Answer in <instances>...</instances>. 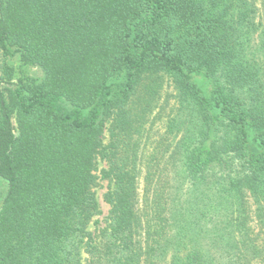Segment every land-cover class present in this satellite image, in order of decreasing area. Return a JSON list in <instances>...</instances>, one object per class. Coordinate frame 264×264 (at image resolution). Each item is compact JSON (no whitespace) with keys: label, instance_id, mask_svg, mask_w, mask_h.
<instances>
[{"label":"trees","instance_id":"1","mask_svg":"<svg viewBox=\"0 0 264 264\" xmlns=\"http://www.w3.org/2000/svg\"><path fill=\"white\" fill-rule=\"evenodd\" d=\"M0 56V264H264V0H0ZM149 71L192 127L139 193Z\"/></svg>","mask_w":264,"mask_h":264},{"label":"rangeland","instance_id":"2","mask_svg":"<svg viewBox=\"0 0 264 264\" xmlns=\"http://www.w3.org/2000/svg\"><path fill=\"white\" fill-rule=\"evenodd\" d=\"M260 0H258L259 2ZM2 67V58L0 56V70ZM159 76V92L157 98L154 100L152 104V108L150 112L147 114L146 120L142 125V129H144L141 143L139 147L140 151V178H139V193L142 191L143 184V174L145 171V165L148 163L151 158L154 150L159 147L160 154L162 153V157L160 158L161 163L165 162L170 169V174L172 178V183H175L179 186L178 182L182 179V172L180 170L183 150L180 146L179 139L181 137V131L177 129H191L192 125L189 122V118L186 115L179 111V103L176 97V87L173 83L171 77H169L166 73L158 72H146L142 75L140 87L145 86L154 78L155 76ZM134 105V99H133ZM132 105V107H133ZM131 107V108H132ZM112 116V115H111ZM106 121L105 130L102 138V146L106 145L109 140V129H111V121L112 117ZM12 121L16 124L15 115L12 116ZM170 129H175L173 132ZM99 158V157H98ZM99 169L105 168V161H98ZM3 188V183L0 186ZM109 189V183L106 179H102L99 182L98 188L96 189V198L99 203V207L102 213L95 218H103L108 213L109 204L104 200V194ZM185 186L179 190V195L183 194V190ZM176 196V197H177ZM93 219V220H94ZM95 225L93 222L90 223L87 230H93ZM87 257V254L82 251L81 258L82 264L84 263V259Z\"/></svg>","mask_w":264,"mask_h":264}]
</instances>
